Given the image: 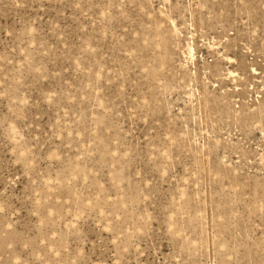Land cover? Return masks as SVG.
Wrapping results in <instances>:
<instances>
[{"label": "rangeland", "instance_id": "374dc122", "mask_svg": "<svg viewBox=\"0 0 264 264\" xmlns=\"http://www.w3.org/2000/svg\"><path fill=\"white\" fill-rule=\"evenodd\" d=\"M0 264H264V0H0Z\"/></svg>", "mask_w": 264, "mask_h": 264}]
</instances>
